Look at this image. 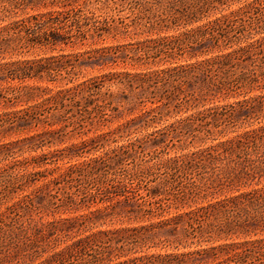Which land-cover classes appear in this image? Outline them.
<instances>
[{
    "label": "trees",
    "instance_id": "trees-1",
    "mask_svg": "<svg viewBox=\"0 0 264 264\" xmlns=\"http://www.w3.org/2000/svg\"><path fill=\"white\" fill-rule=\"evenodd\" d=\"M152 1V7L157 12L153 16L161 18L157 28L164 30L198 22L217 10L218 6L226 4L227 0ZM29 3V0H7L3 11L13 15L24 14ZM49 3L46 1L44 6H56L60 10L32 15L21 22H15L9 31H0V50L24 55L33 50H47L62 44L74 45L81 35L86 39L89 30L83 29L88 25H92L95 32L102 29L99 25L102 21H93L82 10H66V7L73 6L72 0H53ZM259 20L263 22L261 25ZM261 33H264V0H254L229 16L172 39H165L154 47H147L156 50L148 54L149 58L153 55L155 59L163 55L166 58L183 59L197 46L204 55L211 53L210 47L220 54L200 64L138 79L134 87L140 89L136 97L138 104L143 108L148 103L154 105L145 110L143 119L138 120L147 125L161 119L164 110L169 111L172 106L175 109L182 106L196 108L209 99L247 97L256 90H264V36L253 40L255 35ZM233 45L240 47L225 53ZM46 69V64L41 61L12 63L1 67L0 75L5 80L19 83L18 86H9L5 94H2L4 106L9 103H30L36 99L38 89L24 86V82L41 76ZM199 82L201 87L189 89ZM99 85L102 86L95 81L86 86L79 85L60 91L39 106L20 111L12 117H0V125L19 133L39 132L17 142H29L32 145L42 143L52 136L63 138L69 133H83L85 128L94 125L95 117L97 123H105L111 116L107 113L110 102L101 101L102 104H98L93 111L82 105L83 99L88 100L96 95V89H101ZM94 112L96 116H93ZM136 122L133 119L93 142L99 144L108 141L111 136L119 133L132 134L137 130L133 127ZM263 122L264 95H258L211 109L192 120L191 124L171 125L160 133L164 137L171 134L185 136V128H193L197 123L193 133H190L192 136H188L192 141L204 144L210 139L215 141V137L225 135L234 128L260 125L239 136L200 149L186 158L172 159L158 167L157 172L130 166L144 144L141 140L129 143L102 158L70 166L50 183L23 196L0 213V238L4 240L2 246H14L16 252L23 253L21 256L29 261L47 254L38 264H264V239L249 241L242 246L232 244L186 254L146 255L120 261L131 253L159 244L161 239L156 241L155 238L158 237L157 231L161 230L177 235L174 240L177 247L185 245L191 238L196 239L195 243H204L233 236L264 234V186L139 229L91 231L107 221L112 223L122 218L115 211L116 205L48 223L35 221L36 217L41 221L45 216L76 214L114 201L115 204L130 208L126 216L129 221H143L152 217L160 218L173 208H184L189 203L205 200L218 193L239 192L244 187L262 185ZM56 127V130L52 129ZM70 127L72 129L68 130ZM152 136L154 134L148 138ZM0 151L9 154L12 153V147L5 145ZM19 181L5 188L10 189L9 193H15L24 186ZM144 183L149 186H144ZM152 183H156V186L151 187ZM142 189L147 191L146 195L140 194ZM137 196L143 203L134 202ZM146 204L149 208H145ZM88 231L91 232L87 234ZM62 243L65 246L60 248Z\"/></svg>",
    "mask_w": 264,
    "mask_h": 264
},
{
    "label": "rangeland",
    "instance_id": "rangeland-1",
    "mask_svg": "<svg viewBox=\"0 0 264 264\" xmlns=\"http://www.w3.org/2000/svg\"><path fill=\"white\" fill-rule=\"evenodd\" d=\"M7 0H0V31H9L15 22H21L32 15H40L60 10L59 7L44 6V3L53 0H29V6L24 14L13 15L10 12L3 11L4 2ZM254 0H227L226 4L218 6L208 14V16L201 18L200 21L190 23L188 25L182 24L180 26H172L169 29L160 30L157 28V23L161 20L159 17H154L157 14L155 7H152V0H72V7H66V10L75 8L83 11L85 16L96 21H102L99 25L102 26L101 30L95 29L92 25H88L83 30L89 32L84 39L81 35L76 44L74 45H59L47 50H33L24 55L13 54L10 50H0V68L6 64L12 63H34L40 62L46 64L47 69L41 76L28 79L24 82V86L30 88H37V98L30 103L12 104L6 106L3 104L2 94L9 86H18V82H9L0 75V117H12L20 111H24L30 107L41 105L44 100L56 96L60 91L75 88L79 85H88L97 82L101 89H96L97 93L88 100L83 99L82 105L87 107L88 110L93 111L101 101L110 102L111 106L108 108L107 113L111 115L105 123H97V118H94V125L88 126L84 129L83 133H69L59 138L52 136L49 139L32 145L29 142L17 143L25 138L35 135L39 132H22L19 133L9 127L0 125V148L5 145L12 147V153L7 154L5 151H0V213L5 211L8 207L18 202L23 196L34 193L39 188L47 185L52 180L57 178L65 169L70 166L80 165L99 159L107 154H112L114 151H119L123 146L129 143L141 140L143 142L142 148L138 150L134 163L130 161L132 168H144L146 171L157 172V168L162 164L169 162L175 158H186L191 156L192 153L200 149L214 146L219 142L229 140L239 136L246 131L257 128L242 127L234 128L225 135L215 137L216 140H208L206 143L192 141L189 136L193 133V128L188 126L185 128L187 135L171 134L168 137L160 135L166 131L171 125L192 123V120L197 119L203 113L211 109L221 108L239 101L264 95V90H256L249 94L247 97H230V98H214L209 99L207 102L198 104V107L182 106L175 109L173 106L169 111L164 110L161 119H157L147 125L142 122L143 113L149 110L154 105L147 104L145 108L137 102V95L140 89H136L138 79L144 76H155L163 71L200 64L203 61L214 59L220 53L212 51L211 47L209 52L204 55L197 46L194 50H190L187 56L183 59L168 57L164 55L155 59L152 55L151 58L148 54H153L156 50L147 47H154L159 43L169 40L176 36L183 35L186 32L194 31L201 28L210 22L217 19H222L225 16L231 15L244 7L248 6ZM147 9H149L147 11ZM107 19L108 22H105ZM259 25L263 22L258 21ZM264 33L255 35L254 39L261 38ZM242 44L241 46H244ZM239 45H233L225 51V53L233 52L238 49ZM147 50V52L145 51ZM192 56V57H190ZM199 82L189 89L201 87ZM8 95V94H6ZM10 96V95H9ZM87 97L89 94L86 95ZM113 111H111V109ZM96 116V113H93ZM136 119L137 122L133 127L137 129L132 134H116L110 137L108 141L93 142L94 139L99 138L108 132L117 130L118 128L126 125L128 122ZM264 125V122L262 123ZM56 130V128H52ZM72 128H68L71 130ZM41 131V130H39ZM199 135L198 132L195 131ZM151 134H154L150 139ZM122 135V136H121ZM157 140H154L156 136ZM189 135V136H188ZM163 139H159L162 138ZM165 140V142H163ZM147 141V142H145ZM34 146V147H28ZM22 148V149H21ZM139 163V167L135 165ZM35 174V176H33ZM24 178L22 179V177ZM20 180V181H19ZM19 183L24 186L17 190L15 193H9L10 189L5 188L10 186L11 183ZM144 186L149 184L144 183ZM155 187L156 183L150 184ZM264 186L252 185L244 187L239 192L230 191L218 193L210 196L205 200H199L196 203H189L184 208L171 209L169 212L163 213L160 218L152 217L143 221H129L127 210L130 208L122 205L115 204L114 202H106L94 206L89 210H84L76 214H56L55 216H45L43 220L39 221L36 217L35 221L40 223H48L50 221L59 220L61 218L75 217L81 214H88L90 211L96 209H103L105 206L116 205V213L120 217L117 221H107L106 224L98 226L91 231L96 232L99 230H118L123 228H141L144 226H151L158 224L162 220H167L174 217L176 214H182L189 211L196 210L202 206L211 203L225 200L229 197L239 195L243 192H249L253 189H260ZM147 191L142 189L140 194L146 195ZM140 197L137 196L134 202L139 204L143 203ZM138 199V200H137ZM145 208H149L146 204ZM91 231H88L90 233ZM156 241L159 244L150 245L151 248H146L137 253H131L125 259L134 258L137 256H151V255H166V254H186L198 250L211 249L213 247H220L224 245L242 246L249 241H258L264 239V234L249 235V236H233L219 241H203L204 243H195L196 239H189L185 245L177 247L174 242L177 235L166 230L157 231ZM182 239V237H181ZM170 240V243L162 242ZM3 239L0 238V264H38L47 257V254L42 258L34 261H29L23 258L21 254L17 253L14 246L5 248L2 246ZM158 243V242H157ZM65 243L60 245L63 248ZM155 246V247H154ZM20 254V255H19Z\"/></svg>",
    "mask_w": 264,
    "mask_h": 264
}]
</instances>
